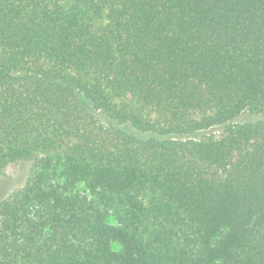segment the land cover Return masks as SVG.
<instances>
[{
    "label": "trees",
    "instance_id": "trees-1",
    "mask_svg": "<svg viewBox=\"0 0 264 264\" xmlns=\"http://www.w3.org/2000/svg\"><path fill=\"white\" fill-rule=\"evenodd\" d=\"M264 0H0V264H264Z\"/></svg>",
    "mask_w": 264,
    "mask_h": 264
},
{
    "label": "rangeland",
    "instance_id": "rangeland-1",
    "mask_svg": "<svg viewBox=\"0 0 264 264\" xmlns=\"http://www.w3.org/2000/svg\"><path fill=\"white\" fill-rule=\"evenodd\" d=\"M264 120V114L244 112L236 119L237 123L255 122ZM32 172L30 163L9 164L0 175V200L5 199L12 191L22 187Z\"/></svg>",
    "mask_w": 264,
    "mask_h": 264
}]
</instances>
